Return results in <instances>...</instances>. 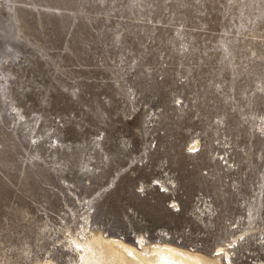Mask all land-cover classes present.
<instances>
[{
	"label": "rangeland",
	"instance_id": "1",
	"mask_svg": "<svg viewBox=\"0 0 264 264\" xmlns=\"http://www.w3.org/2000/svg\"><path fill=\"white\" fill-rule=\"evenodd\" d=\"M88 214L264 242V0H0V264H76Z\"/></svg>",
	"mask_w": 264,
	"mask_h": 264
},
{
	"label": "bare ground",
	"instance_id": "2",
	"mask_svg": "<svg viewBox=\"0 0 264 264\" xmlns=\"http://www.w3.org/2000/svg\"><path fill=\"white\" fill-rule=\"evenodd\" d=\"M199 146L198 140L191 143L194 151ZM83 220L81 232L74 234L68 230V244L78 256L76 264H234V244L239 242L237 237L229 244L217 246L213 253H206L168 240L150 241L145 236L128 242L124 237L108 234L101 227H92L89 214ZM37 264L60 263L51 259Z\"/></svg>",
	"mask_w": 264,
	"mask_h": 264
},
{
	"label": "flooded vegetation",
	"instance_id": "3",
	"mask_svg": "<svg viewBox=\"0 0 264 264\" xmlns=\"http://www.w3.org/2000/svg\"><path fill=\"white\" fill-rule=\"evenodd\" d=\"M263 244L264 242H262L261 240H257L255 242L247 240L240 243L239 245H236L234 247L235 264H254L259 259L264 257Z\"/></svg>",
	"mask_w": 264,
	"mask_h": 264
},
{
	"label": "built area",
	"instance_id": "4",
	"mask_svg": "<svg viewBox=\"0 0 264 264\" xmlns=\"http://www.w3.org/2000/svg\"><path fill=\"white\" fill-rule=\"evenodd\" d=\"M233 260H235V258H233ZM260 262H264V257H262L261 259H259L257 262H255L254 264H259Z\"/></svg>",
	"mask_w": 264,
	"mask_h": 264
}]
</instances>
